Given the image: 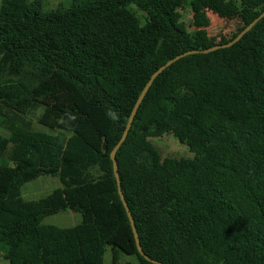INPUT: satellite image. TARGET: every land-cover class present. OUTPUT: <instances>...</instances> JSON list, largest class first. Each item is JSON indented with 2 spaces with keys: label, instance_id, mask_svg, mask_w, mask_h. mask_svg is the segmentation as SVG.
Here are the masks:
<instances>
[{
  "label": "trees",
  "instance_id": "16d2710c",
  "mask_svg": "<svg viewBox=\"0 0 264 264\" xmlns=\"http://www.w3.org/2000/svg\"><path fill=\"white\" fill-rule=\"evenodd\" d=\"M198 4L193 31L181 21ZM264 0H42L0 5V259L8 264H153L137 249L110 155L151 76L227 44ZM140 15V16H139ZM210 15L237 22L210 36ZM44 107L35 131L24 118ZM172 135L192 158L162 157ZM143 252L162 264H264V18L238 43L184 57L153 82L116 154ZM58 176L27 201L22 187ZM62 211L82 222L43 220Z\"/></svg>",
  "mask_w": 264,
  "mask_h": 264
},
{
  "label": "rangeland",
  "instance_id": "374dc122",
  "mask_svg": "<svg viewBox=\"0 0 264 264\" xmlns=\"http://www.w3.org/2000/svg\"><path fill=\"white\" fill-rule=\"evenodd\" d=\"M2 0H0L1 5ZM71 0H42L43 8L45 11L56 9L61 4H69ZM203 6L196 3L191 5H184L180 10L181 21L186 25L188 31H193L194 27L192 24L193 15L196 12L203 10ZM140 16V15H139ZM211 27L208 29L210 36L219 38L221 35H228L236 30L238 26L237 22H225L217 17L210 15ZM44 107L41 105L36 106L32 109L29 114L24 116L28 120L32 121L33 129L35 131H47L42 125L38 123L39 116L43 113ZM0 134L9 136L8 132L1 129ZM155 147L160 151L162 157H174V158H192L193 155L189 152V149L180 144L172 135H164L158 139H152ZM62 188L61 181L58 176H41L26 183L22 187V196L27 201L38 200L51 194L53 191ZM82 222V216L78 212L73 211H62L58 214L46 217L43 220L45 225H54L62 228L74 227ZM128 261H133L132 256L122 254L120 263L123 264ZM112 254L109 247L106 248L104 255V264H111ZM0 264H8L6 261L0 259Z\"/></svg>",
  "mask_w": 264,
  "mask_h": 264
},
{
  "label": "water",
  "instance_id": "95a60500",
  "mask_svg": "<svg viewBox=\"0 0 264 264\" xmlns=\"http://www.w3.org/2000/svg\"><path fill=\"white\" fill-rule=\"evenodd\" d=\"M263 18H264V12L259 17H257L251 24H249L238 36H236V38H234L232 41H230L227 44L218 45V46H215V47L206 49V50H199V51L196 50V51H188V52H185V53H183V54H181V55L173 58L172 60L168 61L165 65H163L162 67H160L151 76L150 80L148 81V83L146 84V86L144 87V89L142 90V92H141V94H140L137 102L135 103V105L133 107V110H132V112L130 114V117H129L128 122H127V125H126V128H125L124 133L122 135V138L118 142V144L114 148V150L111 152L110 158H111V161L113 163V169H114V173H115V177H116L117 185H118V192H119L120 198L122 200V203L124 204V207L126 209V212L128 214V217H129V220H130V223H131V226H132V230H133V233H134V237H135V241H136V245H137L138 252L147 261H149V262H151L153 264H162V263H159L157 261H154V260L150 259L143 252V249L141 247L140 240H139V235H138V232H137V229H136V226H135L134 219H133L132 214H131V212H130V210L128 208V205H127V203L125 201V198L123 196V192H122V188H121V182H120V177H119V173H118V165H117V162H116V154H117L119 148L122 146V144L127 139V136H128L129 131L131 129L132 123L134 121V118H135V116L137 114V111H138V109H139V107H140L143 99L145 98L146 94L148 93V91H149L150 87L152 86L153 82L155 81V79L161 73H163L168 67H170L172 64L176 63L177 61H179L180 59H182L184 57H187V56H190V55H195V54H209V53L215 52V51L220 50V49H226V48L232 47L233 45H235L236 43H238Z\"/></svg>",
  "mask_w": 264,
  "mask_h": 264
}]
</instances>
